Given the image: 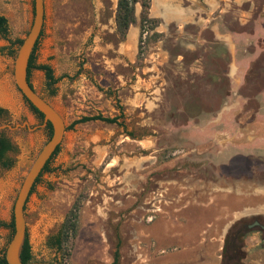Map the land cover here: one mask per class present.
I'll list each match as a JSON object with an SVG mask.
<instances>
[{
	"label": "rangeland",
	"instance_id": "rangeland-1",
	"mask_svg": "<svg viewBox=\"0 0 264 264\" xmlns=\"http://www.w3.org/2000/svg\"><path fill=\"white\" fill-rule=\"evenodd\" d=\"M117 3L45 0L35 64L59 81L49 86L32 69L35 91L67 127L118 116L119 106L125 127L67 129L26 204L33 256L59 257L51 240L82 196L70 264H112L117 247V264H221L231 226L264 219V0H150L158 26L141 35L137 4L125 39ZM0 15L9 24L7 37L0 33V126L27 124L1 132L14 147L13 165H0L1 253L19 189L50 132L13 75L34 0H0ZM246 246L247 264H264L252 239Z\"/></svg>",
	"mask_w": 264,
	"mask_h": 264
},
{
	"label": "trees",
	"instance_id": "trees-1",
	"mask_svg": "<svg viewBox=\"0 0 264 264\" xmlns=\"http://www.w3.org/2000/svg\"><path fill=\"white\" fill-rule=\"evenodd\" d=\"M140 4L141 6V35L148 30H155L158 26V20L153 19L149 16L150 11V0H118L117 10L115 15V25L116 31L118 35L125 39L128 34L130 28L136 24V6ZM0 33L7 37L9 34V24L6 17L0 15ZM23 41H19L18 43L21 45ZM38 46V42L36 47L31 55L29 66H28V81L30 82V73L32 69L42 70L45 72V76L48 80L49 86L55 85L59 79L54 77L53 70L49 65L35 64V51ZM142 58V52H139V59ZM31 84V82H30ZM32 86V84H31ZM53 94L55 92H52ZM30 104V103H29ZM31 105V104H30ZM34 112L40 116V118L44 119V116L31 105ZM120 114L115 117H106L104 115H95V116H84L80 119L73 121L67 129H73L76 125L84 124L88 122L100 121L106 124H116L120 127H125L121 119H123V111L122 107L119 106ZM5 114V110L0 107V117ZM47 128L50 132V138L52 136V126L51 124H47ZM14 150V147L11 141L6 138L3 134H0V165L4 167H10L13 165L12 161L7 157V154ZM60 146L56 149L51 159L48 161L46 166L44 167L41 175L48 170V166L53 159V157L59 152ZM41 175L38 177L36 183L40 180ZM35 183V185H36ZM34 185V187H35ZM33 187V189H34ZM32 189V192H33ZM31 192V193H32ZM82 196L77 197L74 201L71 209L67 213L62 227L59 233L54 236L51 240V244L57 248L59 251V257L51 262L60 263V264H70L69 261L71 259L72 251L75 245V239L79 230V219L80 213L82 209ZM1 225H5L4 223ZM13 231V220L9 225H6ZM246 220H239L234 223L229 229L222 249V260L221 264H247V253L245 250V237H246ZM120 258L119 247L114 254V261L112 264H117ZM21 260L25 263L34 262L35 260L32 252V247L28 236L26 235L25 242L22 246L21 250ZM0 264H8L5 258V251L0 253Z\"/></svg>",
	"mask_w": 264,
	"mask_h": 264
},
{
	"label": "water",
	"instance_id": "water-1",
	"mask_svg": "<svg viewBox=\"0 0 264 264\" xmlns=\"http://www.w3.org/2000/svg\"><path fill=\"white\" fill-rule=\"evenodd\" d=\"M44 21L45 0H34V18L32 26L18 50L14 63L13 75L16 86L22 95L44 116L45 124H51L52 136L36 157L19 189L13 208V233L5 251V258L8 264H60L47 261L25 263L21 260V250L27 235L25 213L28 198L38 177L41 175L44 167L51 159L56 149L61 145L67 131V125L63 117L49 102L35 91L34 87L31 86L28 81L29 61L41 36ZM25 125L27 124L0 126V134L5 128L15 130Z\"/></svg>",
	"mask_w": 264,
	"mask_h": 264
},
{
	"label": "flooded vegetation",
	"instance_id": "flooded-vegetation-1",
	"mask_svg": "<svg viewBox=\"0 0 264 264\" xmlns=\"http://www.w3.org/2000/svg\"><path fill=\"white\" fill-rule=\"evenodd\" d=\"M245 234V244L247 239H252L254 242L253 249L264 252V219H257L252 225H248L246 222Z\"/></svg>",
	"mask_w": 264,
	"mask_h": 264
},
{
	"label": "bare ground",
	"instance_id": "bare-ground-1",
	"mask_svg": "<svg viewBox=\"0 0 264 264\" xmlns=\"http://www.w3.org/2000/svg\"><path fill=\"white\" fill-rule=\"evenodd\" d=\"M171 9V8H170ZM171 11V10H170Z\"/></svg>",
	"mask_w": 264,
	"mask_h": 264
}]
</instances>
